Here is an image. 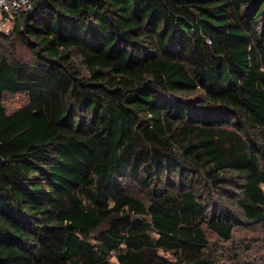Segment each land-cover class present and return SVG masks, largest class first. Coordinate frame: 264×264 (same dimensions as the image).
<instances>
[{"label":"trees","instance_id":"16d2710c","mask_svg":"<svg viewBox=\"0 0 264 264\" xmlns=\"http://www.w3.org/2000/svg\"><path fill=\"white\" fill-rule=\"evenodd\" d=\"M263 221L264 0H33L8 22L0 264H213L212 234Z\"/></svg>","mask_w":264,"mask_h":264},{"label":"rangeland","instance_id":"374dc122","mask_svg":"<svg viewBox=\"0 0 264 264\" xmlns=\"http://www.w3.org/2000/svg\"><path fill=\"white\" fill-rule=\"evenodd\" d=\"M25 101L24 97H16L8 98L6 103L9 111H13L23 106ZM129 188L133 195H142L136 183L129 184ZM208 250L213 255V264H264V221L255 226L236 228L230 241L220 240L212 234ZM167 256L171 257L170 254Z\"/></svg>","mask_w":264,"mask_h":264},{"label":"built area","instance_id":"2783aa9c","mask_svg":"<svg viewBox=\"0 0 264 264\" xmlns=\"http://www.w3.org/2000/svg\"><path fill=\"white\" fill-rule=\"evenodd\" d=\"M33 0H0V33L7 31L8 22L20 11L30 9Z\"/></svg>","mask_w":264,"mask_h":264}]
</instances>
